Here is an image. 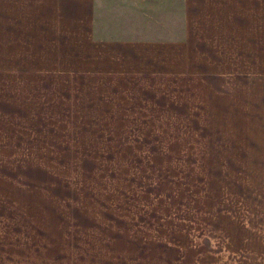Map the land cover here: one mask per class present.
Here are the masks:
<instances>
[{
    "label": "crops",
    "instance_id": "crops-1",
    "mask_svg": "<svg viewBox=\"0 0 264 264\" xmlns=\"http://www.w3.org/2000/svg\"><path fill=\"white\" fill-rule=\"evenodd\" d=\"M112 4L0 0V264L69 251L75 222L67 205L44 209L25 196L12 210V191L44 186L12 179V125L25 122L12 117L32 111L39 122L80 100L83 121L97 118L101 132L180 141L181 156L201 158L193 163L227 165L226 174L208 173L204 186L211 207L224 206L217 196L226 200L222 259L264 264V172L246 167L264 165V0ZM22 85L34 86L33 101L14 87ZM17 94L23 99H12ZM70 96L77 101L66 105Z\"/></svg>",
    "mask_w": 264,
    "mask_h": 264
},
{
    "label": "rangeland",
    "instance_id": "rangeland-1",
    "mask_svg": "<svg viewBox=\"0 0 264 264\" xmlns=\"http://www.w3.org/2000/svg\"><path fill=\"white\" fill-rule=\"evenodd\" d=\"M118 1L123 2L108 4ZM14 87H21L24 95L30 91L27 99L33 101V85ZM16 97L23 99L18 94L12 99ZM73 101L70 96L64 102ZM51 102L53 106L56 101ZM79 102L68 111L53 108V116L45 114L53 112L49 108L39 122L32 111L21 119L12 117L25 121L12 125V179L44 185L37 191H12V210L26 197L36 198L44 209L67 205L75 226L69 230L68 252L28 253L27 260L11 264H227L222 259L226 236L219 234L226 232V200L217 196L224 206L211 207L204 186L211 184L208 173L226 174L228 166L193 163L201 158L187 151L181 156L180 141H146L144 133L126 138L111 127L101 132L97 118L83 121ZM168 145L176 149L155 148ZM246 167L251 174L264 172V165ZM48 183L56 185L47 188ZM48 256L66 258L53 262Z\"/></svg>",
    "mask_w": 264,
    "mask_h": 264
}]
</instances>
